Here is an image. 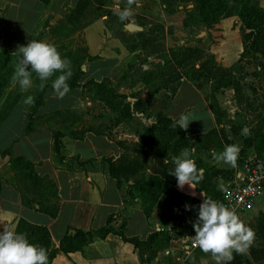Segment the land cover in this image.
<instances>
[{"label":"crops","instance_id":"1","mask_svg":"<svg viewBox=\"0 0 264 264\" xmlns=\"http://www.w3.org/2000/svg\"><path fill=\"white\" fill-rule=\"evenodd\" d=\"M4 1L7 5V46H3L14 59L18 53H13L30 39L42 19L44 5L40 0ZM77 1L54 0V5L65 3L72 9ZM250 2L264 9V0ZM113 6L108 8L106 14L88 21L81 28L82 54L77 47L60 51L62 58L71 60L72 77L76 78L73 84L68 83L70 92L60 99L52 89V81H48L43 89L42 102L33 112H30V104L24 103L25 99L19 96L1 119L0 152L9 149L10 157L0 154V232L5 227L14 229L16 220L23 218L32 224L46 226L50 235V249H56L64 233L72 234L74 229H95L104 225L107 216L111 215L112 226L120 228L126 236L144 240L147 234L169 229L175 224L172 212L185 194L203 200L201 192L187 185L183 190L177 185H169L161 192L150 213L143 214L139 199L128 197L126 188L133 181L146 179L148 169L142 174L114 178L108 174L106 161L114 163L120 155L131 157L138 153L137 150L145 155L143 151L147 147L137 143L138 136L144 127L153 122L157 112L164 113L175 122L181 114L191 113L186 136L200 135L211 128L221 127L216 125L210 109L211 96L221 108L220 96L209 90L210 85L198 73L200 61L193 62L197 74L192 79L187 75L188 69H191L189 63L176 67L169 57L168 49L197 47L203 51L204 57L211 55L220 66L230 67L236 63L242 51L238 6L231 15L220 17L207 30L202 26L196 35L182 30L184 16L164 23L163 20L141 18L139 21L138 15H135L131 22L121 23L114 15L116 4ZM182 10L178 5L174 13L181 14ZM152 11L155 9L152 8ZM171 12L165 13L171 15ZM56 20L48 22L49 25L42 29L40 41L54 43L57 39L74 38L76 31L61 19ZM125 24L134 28L128 30ZM227 30L235 32V39L227 40ZM49 32L53 34L50 38ZM105 32L108 35L105 36ZM109 35L111 38L106 40ZM126 37L130 42L122 41ZM147 38L150 40L142 45V41ZM87 56L93 58L87 59ZM158 63H166V68ZM163 70L167 74L173 70L178 72L174 89L158 87L152 91L155 81L149 78H154L156 73ZM143 73L146 80L142 77ZM87 81L103 82L115 94L127 95L126 100L130 103L140 98L145 101L146 109L117 122L114 120L116 112L110 111L104 101L93 95V89L85 84ZM136 91L139 93L135 94ZM81 119L87 124L82 126ZM235 125L240 126L236 134L232 135L226 129L224 132L232 144L246 148L247 154L237 162V167L213 161L211 153H219L225 148L222 141L213 142L205 149H195L191 157L199 156L206 165L227 170V173H219L212 179L216 189L238 181L248 164L257 161L264 165V152L256 157L247 134H241L242 129L248 127L240 123ZM13 157H22L31 163L39 184L22 178L20 170L11 163ZM146 161L149 163V160ZM24 197L42 198L43 202L54 205L55 216L50 217L23 205L21 199ZM236 212L245 223L264 213V192L255 198L249 210ZM197 218L198 213L185 215V220L192 227ZM192 236H195L194 228L193 233L186 237L188 242L185 244L181 238L171 239L167 247L158 249L148 262H142L130 243L108 233L103 238L93 237L77 251L66 254L57 251L49 264H201L202 260L214 264L210 255L204 254L197 246L189 245V237ZM243 255L247 259L244 264H264V245L253 243L249 252Z\"/></svg>","mask_w":264,"mask_h":264},{"label":"trees","instance_id":"2","mask_svg":"<svg viewBox=\"0 0 264 264\" xmlns=\"http://www.w3.org/2000/svg\"><path fill=\"white\" fill-rule=\"evenodd\" d=\"M45 1V0H42ZM237 6V16L240 22L239 30L242 42V51L239 57L248 49L253 53H260L264 56V9L259 7L257 3L250 2V0H233ZM88 0H78L74 7L67 15H64L66 21L72 24L73 18L78 14H81ZM196 9L200 14L201 24L207 29L212 27L214 23L218 21L220 17L231 15V6L224 0H196ZM85 25V24H84ZM82 25L81 28L84 26ZM248 30V31H247ZM150 38L144 39L142 45L149 41ZM203 51L197 47H180L168 49V54L172 62L176 67H182L188 63L194 61H200L198 63V73L207 80L211 79L212 69L215 68L213 63V56L204 57ZM93 57L87 56V59ZM12 60V56L8 53L4 46L0 49V93L4 89V84L7 79L8 72L7 63ZM219 65L216 64V67ZM179 74L175 72L170 74L166 79V82L159 86H155L152 91L158 89V87L169 88L173 90V84L178 79ZM34 81L36 75L33 74ZM75 77H72L68 83L73 84ZM35 83V82H34ZM89 89H93V95L99 100L104 101L110 111L116 112L114 117L115 121H121L123 119H129L131 114L138 111L143 112L146 109L145 101L140 98L135 99L132 103L126 100L125 94H115L111 89L106 88L103 82L93 83L87 81L85 83ZM230 86L233 91L236 105H241L245 96L242 94V86L238 80L230 79L224 86ZM151 91V92H152ZM150 92V93H151ZM43 90L40 88L36 90L33 98L34 104L30 105V112H33L36 107L42 102ZM244 97V98H243ZM7 107V109L0 116V121L7 114L11 105L17 98ZM264 107V104L262 105ZM210 109L214 116L216 125L219 124L220 108L215 101L214 97H210ZM256 120L252 126H248L247 137L250 142L252 153L258 157L264 152V113L257 114ZM174 120L167 117L162 112H157L154 115V120L148 126L142 129V132L138 136L137 143L141 146L147 147V154L150 159V163L146 164L139 155L135 154L131 157L120 155L114 163L107 160L108 174L114 178L120 176H133L138 173H143L145 169H148V176L146 179H142L141 182L133 181L126 188V195L128 197H137L139 199V208L143 214H149L152 210L157 198L161 192L169 185H177V180L174 176L169 175V171L174 169V165L171 163V158L180 154L184 148L189 149H205L211 143L222 141L225 146L231 145L224 132L223 128H211L205 133L196 136H186L185 131L179 128H173ZM232 135L236 134L240 130V126L233 125L229 128ZM238 161H241L246 156V148L240 147ZM1 155H8L10 157V150L4 149L0 152ZM169 160V163L165 164V159ZM196 161L198 168L204 169L203 180L196 185L195 191L201 192L203 200L211 198L215 201L220 200V193L216 186L213 184L212 179L219 173H227V170H221L213 166L206 165L199 156L193 158ZM11 163L15 168L20 170L22 178L29 179L33 184H39V179L32 171L31 163L25 161L22 157L11 158ZM44 188V187H43ZM46 189V187L44 188ZM42 198H22V204L32 208L36 211L47 214L50 217H54L56 214V207L43 202ZM203 200L191 194H185L179 202L176 210L172 212L175 218V224L168 230L161 229L147 234L144 240L139 239L136 236H126L120 228H115L111 225L112 216L108 215L104 225L95 229L81 230L74 229L72 234L64 233L58 240V247L56 249H50V235L46 226L32 224L23 218H18L15 223L14 230L18 233L26 234L30 243L40 247H44L48 252L49 261L54 256V253L60 251L64 254L72 251L79 250L83 245L89 243L93 237L103 238L108 233L115 234L123 242L130 243L134 249L137 250L139 260L142 262H148L158 249L166 247L167 240L176 239L180 234L191 235L193 233L192 224L185 220L186 214H197L199 205ZM185 205H190L191 210H186ZM253 229L256 234L255 244L264 245V213L258 214L256 217L251 218L245 223ZM169 232H171L169 234ZM144 250L148 251V255H144ZM234 259L231 264H244L247 259L244 255L234 253Z\"/></svg>","mask_w":264,"mask_h":264},{"label":"clouds","instance_id":"3","mask_svg":"<svg viewBox=\"0 0 264 264\" xmlns=\"http://www.w3.org/2000/svg\"><path fill=\"white\" fill-rule=\"evenodd\" d=\"M139 3L140 0H124L125 7L121 9L118 0L114 15L121 23L131 22L135 15L133 6H139ZM16 53L20 54V59L15 65L12 79L18 83L21 91L26 92L33 87L35 74L40 81L41 90L52 80V89L58 98L63 99L70 92L68 81L73 75L71 60L62 58L55 45L31 40L26 46H18L13 54ZM24 103L34 104V98L29 96ZM190 117L191 113L181 114L172 127L187 131L191 123ZM248 131L244 128L241 134H247ZM240 151L238 144H231L219 153L213 151L211 155L216 164L223 163L235 168ZM194 153L195 149L184 148L178 156L171 158L174 169L168 174L176 178L180 190L186 185L190 189H196V185L204 178V169L198 168L196 161L191 158ZM164 163H169V160L166 158ZM191 207L185 205L186 210L190 211ZM193 228L195 236L189 239L204 254L210 255L214 264H231L233 254H247L256 238L253 229L245 224L235 209L211 198L204 199L199 205L198 218L193 223ZM0 264H49V257L47 250L30 243L26 234L5 227L0 232ZM201 264L209 262L202 260Z\"/></svg>","mask_w":264,"mask_h":264},{"label":"rangeland","instance_id":"4","mask_svg":"<svg viewBox=\"0 0 264 264\" xmlns=\"http://www.w3.org/2000/svg\"><path fill=\"white\" fill-rule=\"evenodd\" d=\"M224 1L227 2L229 6H231L232 11L237 8V4L233 0ZM40 2L44 5L42 19L36 26V29L32 32L33 34L31 35L30 39L24 44H22V46H26L31 40L40 41V38L42 37V29L49 25L48 22H52L54 21V19L57 18V20L61 19L62 22L70 25V27L76 32L73 39H57L56 42L49 44L55 45L59 52L65 51L72 47H77L80 50V54H82L83 41L80 35L81 26L92 19L98 18L106 14L108 12V8H113V4H117L118 0H88L81 14H78L76 17L73 18L72 24H69L64 17V15H67L71 10V8L66 6L65 3L62 5L57 4L55 6L54 0H40ZM162 4L164 5V8L162 7ZM178 5L183 9L181 14L174 13V9L177 8ZM119 6L121 9L125 7L124 0H119ZM152 8H154L155 11H152ZM196 8V0H140L139 6H133V12L135 13V15H138L139 21L141 18L143 20L145 19L149 21L163 20L164 23L167 20H172L174 18L178 19L179 16H184L181 24V26H183L184 28L181 29L185 31L188 30L192 32L193 35H196L197 32L202 29L201 27L203 26L200 21V14L198 13ZM6 10L7 5L5 1L0 0V49L3 45L7 46V42L5 41L7 34V19L5 17ZM165 12H171V15H168ZM57 20L55 22H57ZM206 32L208 33L207 37H209V32ZM240 32L242 33L241 30ZM47 34L48 38L53 35L51 34V32ZM104 35H108L107 32H105ZM226 35L227 40L235 39L234 31L227 30ZM44 37L47 38L46 34H44ZM110 38L111 37L109 35L106 40ZM122 41H125L126 43L130 42L128 37H126ZM231 44L236 46L234 43ZM230 54L232 56L234 55L233 53ZM206 57H209V55ZM19 59L20 54L18 53L16 58L10 60L7 63V68L5 67V70H7L8 75L4 84L5 87L2 93H0V116L7 109V107L15 100L14 98L21 96L23 99L26 100L29 96L33 97L36 92L35 90H38L40 88V81L37 77L35 81L33 78V87L26 92L21 91L18 83H15L13 81L12 77L14 74L15 65L19 61ZM213 63H215L214 66L216 69H212L213 73L211 76V81L208 82V80L205 79V82L210 85V91L219 93L220 96V100L222 103L221 108L219 107V125L221 126L220 128H223L224 130H229L228 128H230V126H233L237 123H240L247 127L252 126L257 118L256 115L264 113V107H262V105L264 104V56H262L260 53H253L250 49H248L240 57H238L236 63H234L230 67H222L220 66V64H218L219 66L216 67V60H213ZM193 64V62L188 64L189 68L191 69H188L187 74L192 79L194 78L195 74H197V71H195V68H193ZM158 65L162 66V68L164 69L166 68V63H158ZM77 67L78 66H75V68ZM174 73V70L173 72L171 71L169 74H167L165 70L161 72L159 71V73H156L154 77L155 79L157 78V80H154L153 77L149 78V80L153 79V81H155V83H153L154 86H159L162 83L166 82V79H168L167 77L170 76V74ZM143 74L144 75L142 77L145 78L146 75L145 73ZM57 75H59V73H57ZM229 78L238 80L242 86V94L243 96H245V98L243 97L244 101L241 103V105H236L231 87L229 85L224 86L225 83L228 82ZM106 82L108 83L107 79ZM145 83H147V81H145ZM138 93V91L135 92V94ZM80 123L82 126L87 124L84 119H81ZM136 152H138L136 153L137 155L141 156L142 159L145 160L146 164H149L151 162V157H149L147 151H143L145 155H142L141 152L138 150ZM146 160H149V163ZM170 233L171 232H169V234ZM187 236L190 235L180 234L177 237L185 240L183 241V244H185L186 242H188L186 241ZM170 240H167L166 247L168 246ZM144 255H148L147 250H144ZM256 256L259 257V255Z\"/></svg>","mask_w":264,"mask_h":264},{"label":"built area","instance_id":"5","mask_svg":"<svg viewBox=\"0 0 264 264\" xmlns=\"http://www.w3.org/2000/svg\"><path fill=\"white\" fill-rule=\"evenodd\" d=\"M220 202L238 212L249 210L255 198L264 192V165L259 162L248 164L238 181L218 188ZM189 245L194 247L192 240Z\"/></svg>","mask_w":264,"mask_h":264},{"label":"water","instance_id":"6","mask_svg":"<svg viewBox=\"0 0 264 264\" xmlns=\"http://www.w3.org/2000/svg\"><path fill=\"white\" fill-rule=\"evenodd\" d=\"M126 25V29H128V30H131V29H133L134 27L132 26V25H130V24H125ZM248 31V30H247Z\"/></svg>","mask_w":264,"mask_h":264}]
</instances>
